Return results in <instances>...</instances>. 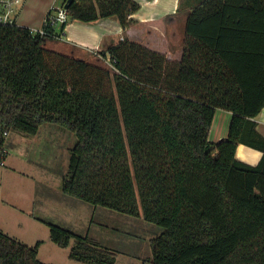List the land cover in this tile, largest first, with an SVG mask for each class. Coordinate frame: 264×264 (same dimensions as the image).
<instances>
[{"label": "trees", "instance_id": "trees-1", "mask_svg": "<svg viewBox=\"0 0 264 264\" xmlns=\"http://www.w3.org/2000/svg\"><path fill=\"white\" fill-rule=\"evenodd\" d=\"M139 8L73 0L67 11L71 21L115 17L127 29ZM65 26L42 35L0 22V163L14 129L35 135L58 124L77 135L63 193L162 226L154 264H264V135L255 119L264 108V0L193 6L179 61L127 37L100 52L109 65L47 47ZM217 109L232 118L228 136L212 142ZM239 144L260 150V161L240 160ZM43 221L72 260L116 264L88 235ZM40 245L0 229V264H49Z\"/></svg>", "mask_w": 264, "mask_h": 264}, {"label": "rangeland", "instance_id": "rangeland-1", "mask_svg": "<svg viewBox=\"0 0 264 264\" xmlns=\"http://www.w3.org/2000/svg\"><path fill=\"white\" fill-rule=\"evenodd\" d=\"M98 54L91 53L86 60L109 65ZM76 142L75 132L54 123L43 124L35 135L10 132L8 154L0 163V229L28 245L41 241L39 258L49 264L83 263L69 257V247L51 240L43 220L88 235L113 250L116 264H154L151 240L164 230L162 226L63 193ZM237 157L257 164L262 152L239 144Z\"/></svg>", "mask_w": 264, "mask_h": 264}, {"label": "crops", "instance_id": "crops-1", "mask_svg": "<svg viewBox=\"0 0 264 264\" xmlns=\"http://www.w3.org/2000/svg\"><path fill=\"white\" fill-rule=\"evenodd\" d=\"M64 1L22 0L17 5L15 14L17 24L32 30L41 29L52 7L64 5ZM136 1L140 8L132 14L135 22L127 29H123L115 17L103 18L93 23L69 20L61 36L48 39L46 46L85 59L91 53H99V59L102 50L127 37L165 54L169 60H181L189 12L202 0ZM54 30L59 32L60 26H55ZM231 118L232 112L217 109L209 133L212 142H218L228 136ZM255 119L259 132L264 135V108Z\"/></svg>", "mask_w": 264, "mask_h": 264}, {"label": "built area", "instance_id": "built-area-1", "mask_svg": "<svg viewBox=\"0 0 264 264\" xmlns=\"http://www.w3.org/2000/svg\"><path fill=\"white\" fill-rule=\"evenodd\" d=\"M22 0H0V22L2 23H16V10L17 5H19ZM70 20L67 8L64 5L52 7L48 15L44 20V26H61L62 24H67ZM34 31L39 32L42 35L47 34L45 27L41 29H36Z\"/></svg>", "mask_w": 264, "mask_h": 264}, {"label": "water", "instance_id": "water-1", "mask_svg": "<svg viewBox=\"0 0 264 264\" xmlns=\"http://www.w3.org/2000/svg\"><path fill=\"white\" fill-rule=\"evenodd\" d=\"M73 0H67V2L65 3V7L68 8L69 4L72 2Z\"/></svg>", "mask_w": 264, "mask_h": 264}]
</instances>
